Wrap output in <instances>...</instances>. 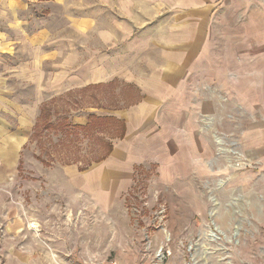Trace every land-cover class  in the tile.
Returning a JSON list of instances; mask_svg holds the SVG:
<instances>
[{
  "label": "rangeland",
  "instance_id": "rangeland-1",
  "mask_svg": "<svg viewBox=\"0 0 264 264\" xmlns=\"http://www.w3.org/2000/svg\"><path fill=\"white\" fill-rule=\"evenodd\" d=\"M125 82L81 88L44 106L35 127L40 134H34L10 183L0 187V261H31L13 249L32 244L48 251L35 253L36 261L68 264H156L162 249L165 264H264V173L248 159L246 125L232 102L218 109L222 119L212 105L205 122L197 106L190 124L178 114L173 125L163 109L165 124L157 123L161 130L138 141L130 179L112 189L111 201L103 199L111 188L87 193L66 185L71 166L82 179L81 169L106 154L100 138L107 144L118 139L74 126L87 124L93 111L138 102V89ZM208 85L210 95L215 76ZM49 122L65 129H44Z\"/></svg>",
  "mask_w": 264,
  "mask_h": 264
},
{
  "label": "crops",
  "instance_id": "crops-1",
  "mask_svg": "<svg viewBox=\"0 0 264 264\" xmlns=\"http://www.w3.org/2000/svg\"><path fill=\"white\" fill-rule=\"evenodd\" d=\"M118 79L136 86L140 99L97 112L124 121L125 134L82 179L79 168L68 169L75 192L111 188L103 196L111 201L112 189L130 179L138 141L161 130L167 110L173 125L178 114L190 124L197 106L201 122L212 105L222 119L227 102L244 118L249 161L264 173V0H0V187L31 146L44 106ZM13 251L32 258L23 264H68L36 261L35 253L48 252L43 245Z\"/></svg>",
  "mask_w": 264,
  "mask_h": 264
},
{
  "label": "trees",
  "instance_id": "trees-1",
  "mask_svg": "<svg viewBox=\"0 0 264 264\" xmlns=\"http://www.w3.org/2000/svg\"><path fill=\"white\" fill-rule=\"evenodd\" d=\"M37 124H36V127L38 126ZM50 127H52V129H55V131L65 129V127L59 125L58 122H57V124H53L52 122H49L48 125H46L44 127V129H48ZM74 128L81 130V131L86 130V132L88 130H92V129L97 130L98 129V132H100V134H101V132L105 131V132H108L112 136V138H122L125 134L124 121L118 120L117 118H115L113 116H100V115L93 114V113L88 115V123L87 124L75 125ZM34 134L39 135L40 130L35 131ZM98 142H99V144H101L105 147L108 146V150H107L106 154L104 156H102L101 158H99L98 160L92 161L89 165H87L85 168H83L81 170L86 169L87 167L92 165L94 162H99V161L105 159L113 150V144L112 143L107 144L103 138H100Z\"/></svg>",
  "mask_w": 264,
  "mask_h": 264
},
{
  "label": "built area",
  "instance_id": "built-area-1",
  "mask_svg": "<svg viewBox=\"0 0 264 264\" xmlns=\"http://www.w3.org/2000/svg\"><path fill=\"white\" fill-rule=\"evenodd\" d=\"M166 257H167L166 250L165 249L160 250V252H158L156 257L158 261L156 264H165ZM105 264H122V263L119 262L118 260H110Z\"/></svg>",
  "mask_w": 264,
  "mask_h": 264
},
{
  "label": "bare ground",
  "instance_id": "bare-ground-1",
  "mask_svg": "<svg viewBox=\"0 0 264 264\" xmlns=\"http://www.w3.org/2000/svg\"><path fill=\"white\" fill-rule=\"evenodd\" d=\"M136 149V148H135ZM136 152V151H135ZM86 176V175H85ZM89 180V179H88ZM213 234H215V233H213Z\"/></svg>",
  "mask_w": 264,
  "mask_h": 264
}]
</instances>
